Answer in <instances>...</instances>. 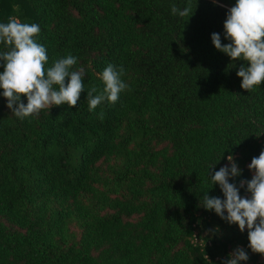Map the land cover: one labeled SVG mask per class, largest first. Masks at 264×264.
I'll use <instances>...</instances> for the list:
<instances>
[{
  "label": "trees",
  "instance_id": "trees-1",
  "mask_svg": "<svg viewBox=\"0 0 264 264\" xmlns=\"http://www.w3.org/2000/svg\"><path fill=\"white\" fill-rule=\"evenodd\" d=\"M235 3L0 0V23L40 26L46 67L71 54L85 73L75 107L25 120L0 95V264H222L237 247L249 257L240 264H264L247 229L201 206L210 166L231 154L238 184L264 150V83L242 89L243 62L211 42H230L223 23ZM173 4L196 8L187 20ZM109 63L130 90L90 112L87 90L103 89ZM207 193L223 199L218 185Z\"/></svg>",
  "mask_w": 264,
  "mask_h": 264
},
{
  "label": "clouds",
  "instance_id": "clouds-1",
  "mask_svg": "<svg viewBox=\"0 0 264 264\" xmlns=\"http://www.w3.org/2000/svg\"><path fill=\"white\" fill-rule=\"evenodd\" d=\"M195 8L189 4L180 9L173 4L171 13L188 20ZM15 10L19 11V7ZM223 28L224 39L230 42L222 43L221 35L212 33L214 48L225 53L233 62H243L236 72L242 78L240 87L247 92L256 91L264 83V0H236L235 5L227 9ZM40 31L38 24L24 23L14 16L9 17L6 23H0V45L7 49L0 51V61L3 62V71L0 72V89L3 91L0 95L6 99V107L20 120L38 116L41 110L49 113L53 106L67 104L69 108L75 107L85 90L84 70L74 67L76 56L69 54L54 61L51 67H46L49 60L46 48L36 39ZM124 74L122 66L117 68L111 63L103 69V89L98 92L93 85L87 90L90 112L105 101L115 104L121 93L130 90L122 79ZM22 97L26 98V103ZM103 115V112L99 113V118L103 119ZM227 160L228 164L219 170L212 171L216 162L207 171L211 181L207 189L218 185L223 199L210 197L206 189L201 206L214 211L230 225L236 224L241 233L247 229L248 247L264 256V150L248 165L249 171L253 172L251 179H240L238 184L230 181L240 177L242 170L231 154ZM241 189L250 196H241ZM248 259L247 252L237 247L222 264H240Z\"/></svg>",
  "mask_w": 264,
  "mask_h": 264
}]
</instances>
